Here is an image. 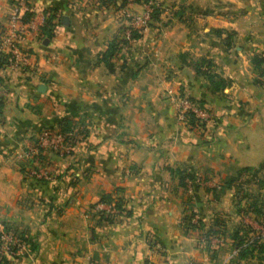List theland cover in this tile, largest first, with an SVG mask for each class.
I'll use <instances>...</instances> for the list:
<instances>
[{"label":"crops","instance_id":"1","mask_svg":"<svg viewBox=\"0 0 264 264\" xmlns=\"http://www.w3.org/2000/svg\"><path fill=\"white\" fill-rule=\"evenodd\" d=\"M28 1L36 25L48 12L56 16L49 36L19 39L35 68L0 67V225L22 230L33 248L0 264H264V238L239 256L228 232L243 185L264 192V77L250 60L263 57L264 69V7L257 16L247 7L264 0H220L230 7L221 13H161L107 61L101 53L127 13L150 0ZM9 12V1L0 0V26ZM169 90L211 111L201 132L179 119ZM77 113L87 119L84 138L51 158L50 178L30 175L22 155L29 135ZM183 174L207 179L193 185L190 201L203 227L222 218L225 236L214 249L180 222ZM212 183L216 194L206 188ZM115 187L121 213L99 220L90 205ZM241 193L247 204L252 195Z\"/></svg>","mask_w":264,"mask_h":264},{"label":"built area","instance_id":"2","mask_svg":"<svg viewBox=\"0 0 264 264\" xmlns=\"http://www.w3.org/2000/svg\"><path fill=\"white\" fill-rule=\"evenodd\" d=\"M10 4V12L8 14L6 23L0 26V67L8 66L20 71H31L35 68V61L32 59V54L19 44V39L22 35L31 32H38L40 24L32 22L31 16L27 19H23V13L31 10V6L28 0H8ZM151 1H148L147 5L140 11H130L127 13L128 19L126 24L120 28V36L127 40H131L132 30L140 31L146 28L150 21L151 13ZM4 90L0 87V101L2 102ZM169 95L174 103L179 119L186 122V113H192L200 121L205 123L212 118L211 111L202 103L196 99L191 98L181 90H169ZM80 125L75 124L72 128L67 130H61L60 128H41L34 134L33 140H29L25 145L22 153L28 157V165L26 170L28 173L38 178H50L51 172L47 168V161L45 158H40L39 153L47 155L48 152H53L59 156L69 154L78 140L85 135L79 131ZM86 127V126H85ZM207 180V179H206ZM206 180L202 177L185 178V191L187 193L192 192L194 184L206 183ZM210 185L216 186V183ZM92 210L98 214L101 211L103 214L117 216V209L113 206V203H107L103 201H97L92 206ZM196 215L192 217V220ZM0 254L20 252L24 248V243L20 241L17 234L11 230L3 229V225H0ZM257 234H264V223L259 226L258 229L253 232L250 229L247 232L246 238L243 244L251 242L256 239ZM149 238V236H148ZM147 238V240H148ZM223 234L209 235L206 241L211 249H214L222 242ZM148 245L156 254L161 255L162 246L158 241L149 238ZM11 247H15L13 251ZM237 248H234V252ZM82 264H95L91 260H86ZM145 264H156L153 260H148ZM162 264H169V262L163 260Z\"/></svg>","mask_w":264,"mask_h":264},{"label":"trees","instance_id":"3","mask_svg":"<svg viewBox=\"0 0 264 264\" xmlns=\"http://www.w3.org/2000/svg\"><path fill=\"white\" fill-rule=\"evenodd\" d=\"M153 9L151 10V13H150V20L152 18H155V16H156V13L152 14ZM31 15H32V10L25 11L23 13L22 18L27 19ZM54 16H56L54 12H48L47 14H45V16L42 20V23L38 27V33L39 34L44 33L47 36H49L51 34V29H52L54 22H55V20H53ZM56 19H58V17H56ZM216 31L220 32L221 30L219 28H217ZM137 35H138V31L132 30L131 39L136 37ZM229 36H230V33H226V35H225L226 41H228ZM128 42L129 41L123 39L120 36V33L118 31L115 38H113V40H110L107 43L105 50L101 53L102 58L107 61L108 58L111 57L113 55V53H115V51L119 48L120 45H122L124 43H128ZM262 58L260 56H257V55H252L250 60L255 67L259 68V75H262L264 77V69L260 68V65H259ZM258 81L264 85V78L259 79ZM197 101L200 102V100H197ZM0 108H1V101H0ZM84 118H85V116H83L82 114H78V113L72 114L70 116L60 118L59 120H57L53 124H48V125L42 126L37 131H39L41 128H60L61 130H67V129L72 128L75 124H78V125H80L79 131L82 133V135H86L87 129L85 127ZM186 123L188 124V127L190 129H195L198 132H201L205 127V122L200 121L190 112L186 113ZM33 138H34L33 134L29 135V140H33ZM38 155L40 158H46L45 155H43L42 153H39ZM185 178H189V177L187 175H184V174L179 175V180H178L179 185L181 186L183 193H184V196H185L184 197V208H183V212L180 216V222L182 224H184L185 228L198 229L197 237L200 240H203V239L208 240L209 235L223 234L224 222H223L222 218L218 215H215L211 219V223L208 226L203 227L201 218L196 214L195 210L193 209L192 203L190 201L191 194L187 193L185 191V185H186ZM230 180L231 179L228 178L227 180L223 181V184L229 183ZM206 188L213 191L214 194H216V192H218V190H219L214 185L208 186ZM216 189H217V191H216ZM120 192H121V188L115 187V188H113L112 193L107 192V193L102 194L97 201H103V202H107V203L112 202L113 206L117 209V216H118L122 210V207H121L122 194H120ZM263 198H264V194H263ZM261 201L263 202V206L261 207V209L256 206V203L254 201L248 202L247 208L249 207L248 209H250L251 211H254L257 214L264 215V200H261ZM94 204L95 203H92L90 206L92 207ZM194 215H196V217L194 218V220H192V217ZM117 216L103 214L101 211H98V214H97V218L99 220H104V221H108V222L113 221L115 218H117ZM2 225H3V229H5L6 231L7 230H12L13 232L16 231L15 228H12L7 223L2 224ZM18 231L19 232H17L16 234H17V237L20 239V241H22L25 244L24 249L25 250L32 249L33 245L31 243H30L31 244L30 248H27V245H30V244H28L27 236L24 234V232L22 230H18ZM248 231H249V229L247 227H245V225H243V224H239V226L235 227L232 230V233H231V238L233 241L232 245L235 248H237L236 253L239 256L244 255L245 253H251L253 249H255L256 247L259 248V246H260L259 241H257L256 239H253L251 242L243 244ZM151 237L153 239H155L156 241H158V239L155 236L149 235V238H151ZM149 238L147 241H149ZM11 248L13 251L15 250V247H11ZM13 253L14 252H12L11 254H13ZM2 259H3V255H0V262Z\"/></svg>","mask_w":264,"mask_h":264},{"label":"rangeland","instance_id":"4","mask_svg":"<svg viewBox=\"0 0 264 264\" xmlns=\"http://www.w3.org/2000/svg\"><path fill=\"white\" fill-rule=\"evenodd\" d=\"M139 1V0H137ZM151 1V8L153 9L152 11V14L156 13V16L155 18H159V15L161 13H164V17H167L169 15H174V16H187L189 15L191 12H195V10H199L200 12L202 13H207V12H218V13H221L223 12L226 8H230L228 7L227 5H225L224 3L223 4H220V0H203L200 4H196L195 6H192V4H188V3H185L186 0H150ZM222 1V0H221ZM206 2H209L206 3ZM238 7L239 9H235L237 11H241V8L245 7V6H232V8H236ZM251 9V13L253 12V15L257 16L258 13H261L263 11V7L264 6H258V5H253V6H247ZM135 11V10H133ZM128 19V18H127ZM127 22V21H126ZM125 25V24H124ZM124 25H122L121 27H123ZM149 25V24H148ZM147 25V26H148ZM146 26V27H147ZM120 27V28H121ZM139 32V31H138ZM86 118H84V122H86ZM86 126V129H87V125L85 124ZM36 133V131L33 133V135ZM31 135V134H30ZM84 138V137H82ZM82 138H80L78 140V142L80 140H82ZM77 142V143H78ZM76 143V144H77ZM75 147V146H74ZM73 147V148H74ZM24 150V148L22 149V151ZM72 152V151H71ZM70 152V153H71ZM69 153V154H70ZM23 156H25L23 153H22ZM67 155V154H66ZM53 156H59L53 152H48L47 155L45 156V160L47 161L46 165H47V168L50 170L51 174L54 175L55 173V170L53 169V166H52V162H51V158ZM25 158H28L27 156H25ZM19 164V163H18ZM28 165V164H27ZM27 171V170H26ZM28 172V171H27ZM30 174V173H29ZM32 175V174H30ZM33 177H36L34 175H32ZM262 176L264 177V173H262ZM38 178V177H36ZM45 179V178H44ZM204 184V183H203ZM206 184V183H205ZM255 184V183H254ZM198 185V184H197ZM244 189H240L238 194L235 196V201H234V208L236 210H238L237 214L239 215V219L235 218V215L233 214H230V216L232 215L231 218H233V220L231 222H234V226L237 227L239 226V224H243L245 225V227H247L249 230L252 229L253 232H255L256 229L259 228V226L261 225V223L263 224L264 223V215H260V214H257L255 213L254 211H251L250 209L247 208V204H246V201L243 202L241 195L243 193L241 192H245L246 194H250L252 196H249V199L247 198L248 202H251V201H254L256 203V206L258 208L261 209V207L263 206V202L261 200H264L263 198V195H261L262 193L264 194L263 191H257V188L255 186H250V185H243ZM245 188H249L250 190H246ZM193 190L194 188L192 189V192L191 194L193 193ZM244 193V194H245ZM253 193V194H252ZM237 216V215H236ZM238 222H237V221ZM237 223H236V222ZM236 223V224H235ZM3 224V223H2ZM6 224V223H4ZM12 228H15L12 224H9ZM232 227L230 229L229 234L230 232H232V230L235 228V227ZM10 228V227H9ZM11 228V229H12ZM15 233L19 232L17 228H15ZM12 231V230H11ZM227 232V233H228ZM247 235V234H246ZM224 234H223V238H224ZM231 238V236H230ZM264 238V234H257V237H256V240L257 241H260ZM32 244V243H31ZM30 245H27V248H30ZM25 248V247H24ZM22 249V251L20 252L19 250H17L15 253L11 254V255H15L18 254V253H23L25 255V253H28V249L25 250V249ZM26 251V252H25ZM8 253H1L0 255H3V258L5 255H7Z\"/></svg>","mask_w":264,"mask_h":264}]
</instances>
